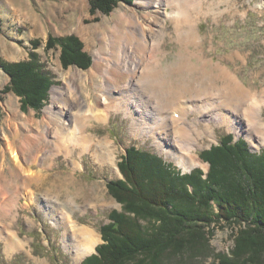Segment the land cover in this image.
<instances>
[{"label":"rangeland","instance_id":"rangeland-1","mask_svg":"<svg viewBox=\"0 0 264 264\" xmlns=\"http://www.w3.org/2000/svg\"><path fill=\"white\" fill-rule=\"evenodd\" d=\"M165 1L163 0L166 6L170 0ZM180 1L177 0V3L180 4ZM194 2L191 3V7H195L193 11L197 23L195 28L200 32L202 45L183 44L177 38L176 23L167 18L164 24V30L167 32L163 41L165 52L160 54L163 62L161 67L165 68L167 64L184 58V54L189 55L186 52L188 49L198 56H213L216 61L221 60L233 69L238 67L240 77L249 87L263 91L264 0ZM176 4L172 2L167 7L171 10ZM135 5L136 0H119L109 13L102 11L93 13L89 0H0V60L6 63L26 61L29 60L30 53L36 51L40 62L46 65L55 80L41 109L37 110L30 106L23 111L21 96L12 89L5 91L11 79L0 64L1 204L5 199L9 204V200L15 197L18 183L21 182H18L21 171L19 163L27 173L28 171L36 173L40 169L45 173L42 182L34 183L26 190L21 189L18 193L20 197L18 204L12 209L11 214L1 216L0 220L11 226L28 243L24 248L8 252L6 240L1 236L0 264H81L93 254L96 247L104 242L100 229L110 221V212L116 208L121 209V204L109 192L108 183L123 178L118 163L122 161V156L130 146L159 154L183 173H190L197 167H203L208 171V163L201 158V153L220 143L230 133L237 139L242 137L248 140L252 151L264 148V145L253 142L246 133L237 135L235 129H230L227 124L213 123L216 139L208 134L203 135L199 138L200 146L195 149L202 163L185 168L155 136L141 130L138 135L135 134L133 128L135 116L125 108L112 110L106 122L92 120L88 127L96 139L109 141L110 149L115 156V161L111 163L99 161L93 152L80 149L69 155L65 153L54 155L52 153L54 146L51 144L53 139L39 147L26 148L25 140L34 142L38 131L47 132L48 127L43 117L45 107L52 101L51 90L64 85V76L69 71L72 74L81 73L84 80L80 79L78 82L86 83L94 98L100 95L97 84L101 83L102 74L95 70L94 59L99 50H109L108 32L106 35L103 34L102 28L106 25L114 27L118 14L125 11L133 12V7L141 14L146 12L144 7ZM71 35L78 37L83 42L85 51L92 56V65L88 69H82L77 65L65 67L61 61L62 46L59 42L54 47L46 49L50 36L62 39ZM104 35L107 38H103ZM35 39L41 40L38 48H34ZM237 52L242 57H238ZM193 60L196 61L197 57H193ZM91 75L94 76L92 82ZM187 77L190 80L191 75L188 74ZM197 114V111H193L189 118L192 119ZM262 115L264 118V108ZM49 138H52L50 134ZM34 152L35 155L46 153L49 156L41 164V160L35 162L31 159ZM74 159L82 162L83 167L75 165ZM99 196L105 197L100 199ZM74 200L78 207H74ZM68 214L72 215L79 227L88 228L95 239V248L77 259L75 240H79L80 237L75 238L71 230L66 231L63 221ZM221 224L224 226H220ZM217 226L211 236V246L218 252H229L233 247L232 234L234 231L237 232V229L234 225L224 223ZM212 261L213 259L209 257L197 264H211Z\"/></svg>","mask_w":264,"mask_h":264},{"label":"bare ground","instance_id":"bare-ground-1","mask_svg":"<svg viewBox=\"0 0 264 264\" xmlns=\"http://www.w3.org/2000/svg\"><path fill=\"white\" fill-rule=\"evenodd\" d=\"M194 1L184 0L179 4L177 0H170L165 6L163 0H136V7L146 9L144 14L133 7V12L118 14L114 27L104 26L102 33L106 35L108 32L109 50H99L94 59L95 70L102 74L101 83L97 84L100 95L96 93L94 98L87 84L78 82L84 80L81 73L72 74L69 71L64 76V85L51 90L52 101L45 107L43 117L47 132L38 131L32 143L25 140L26 148L39 147L53 139L54 155H69L80 149L93 152L99 161L111 163L115 161V156L109 141L96 139L88 127L92 120L108 121L112 110L121 108L134 114L135 134L138 135L141 130L155 136L185 168L202 163L195 149L200 146L199 138L203 135L216 139L213 123L227 124L230 129H235L237 135L246 133L253 142L264 145V90L249 87L240 77L238 67L233 69L221 60L216 61L213 56H198L188 49L185 51L189 55L184 54V58L161 67L160 54L165 52L163 41L167 34L164 30L167 18L176 23L177 38L183 44L202 45L200 32L195 28V7H191ZM172 2L177 4L169 10L167 6ZM105 35L103 38H107ZM236 55L242 57L239 52ZM188 74L191 75L190 80ZM92 78L93 75L91 82ZM193 111L198 114L190 119ZM35 152L31 159L35 162L41 160V164L49 156L46 153L35 155ZM73 161L83 167L82 162ZM19 165L18 182H21L9 204L6 199L1 204L0 198V219L11 214L17 206L21 189L26 190L44 180L43 169L27 173ZM74 207H78L75 200ZM63 223L66 231L71 230L75 238L80 237L75 240L76 259L95 248L91 231L79 227L72 215H66ZM1 236L6 240L8 252L24 248L28 243L0 220Z\"/></svg>","mask_w":264,"mask_h":264},{"label":"trees","instance_id":"trees-1","mask_svg":"<svg viewBox=\"0 0 264 264\" xmlns=\"http://www.w3.org/2000/svg\"><path fill=\"white\" fill-rule=\"evenodd\" d=\"M89 2L93 13H109L119 0ZM58 42L65 67H91L78 37L50 36L46 49ZM40 44L33 40L34 48ZM0 64L11 79L5 91L21 96L22 110L41 109L55 80L37 52ZM201 158L208 171L183 173L157 153L128 147L118 163L123 178L108 183L121 209L110 212L100 229L104 242L81 264H197L209 257L211 264H264V148L252 151L248 140L230 133ZM219 223L237 229L229 252L211 246Z\"/></svg>","mask_w":264,"mask_h":264}]
</instances>
